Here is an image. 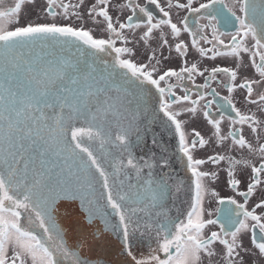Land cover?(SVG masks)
<instances>
[{
  "label": "snow or ice",
  "instance_id": "6c2138e0",
  "mask_svg": "<svg viewBox=\"0 0 264 264\" xmlns=\"http://www.w3.org/2000/svg\"><path fill=\"white\" fill-rule=\"evenodd\" d=\"M26 2L31 3L34 0H15L13 7L7 11L0 10V264H28L29 261L31 264H58L57 253L65 257L71 256L72 264H87L65 247L62 230L54 215L60 201L69 202L70 206V202L75 200H79L82 206H88L90 222L97 218L103 221V228L92 233L94 242L103 245L108 240V233L118 235L127 255L135 264H199L202 253L209 259L217 254L213 248L217 242L224 246L225 264H244V256L241 254L247 255L249 250L243 245L242 234L248 232L252 234V245L264 257V212L257 214V209L264 210V199L256 203L252 210L247 207L248 200L256 194L257 188L264 184L261 179L264 177V142H261L264 121L258 119L254 113L242 114L230 97H224V101L237 117L231 123L233 126L241 125L228 136H224L221 134V121L225 117H212L210 108L214 100L209 101L205 105L209 110L203 111V117L214 129L216 143L223 146L231 137L234 146L258 155L261 162L257 165L249 160L220 154L209 156L207 159L195 158L193 151L197 145L203 148L210 141L199 131L193 130L192 135L195 138L189 142L180 116L187 112L195 117L200 110L199 101L204 100L207 95L215 97L218 93L215 89L210 93H195L199 95V100H193L188 94L190 89L185 88L184 95L177 96L173 85L162 87L161 82L167 83L172 77L180 82L192 79L194 75L204 76L207 69L201 71L197 64L189 66L185 60L179 71L169 69L154 78V73L158 70L155 66L120 58L124 54L129 57L134 55L131 48L115 47V40L111 38H94L92 32L83 27L57 23H29L14 30H4L3 21L6 18L8 24L19 23V15ZM46 2L48 7L45 11L50 17L60 15L61 12L55 10L59 8L65 18H84L76 9L82 8L85 0H78L75 5L66 4L63 0ZM222 2L223 0H210L209 3H201L199 7H195L194 0H187L186 3L177 0L175 5L169 0V7L186 10L189 14L198 16L200 20L211 18L208 24H198L195 30L189 24L188 16H185L179 25L174 23L170 12L160 7L158 0H147V3L160 8L163 16L167 18L156 23H153L155 17L147 6L134 5L133 0H127L124 7L130 8L134 14L138 8L146 18V31L140 38L145 43L152 38L155 29L162 30L163 26H167L171 36L177 38L174 50L180 57H186L189 49V45L179 39L182 32L190 35L191 47L201 57L215 59L217 56L240 57L242 53L250 54L251 64L259 79L245 78L237 84V70L214 67L206 77L205 83L197 87L208 89L211 82H217L218 74H224L230 81L227 86L229 93L234 92L236 88L243 89L247 103L264 110V0L261 2L258 26L256 0H240L242 16H237L231 9V16L223 15L221 10L215 8L216 4ZM110 3L111 0H95L87 9V15L94 23L99 22L97 17L102 18L107 31L117 39L123 38L127 43L123 30L137 29L141 25L133 22V16H129L126 23H114L109 12ZM2 6L3 0H0V8ZM70 8L73 9L72 12L69 11ZM218 16L222 17L225 27L233 24L234 16L239 23V31L220 32L218 25L221 20L217 19ZM13 17L16 19L13 20ZM208 28H211V39L205 34ZM224 35H230L231 43H225L221 38ZM249 37L254 41L255 51L245 43ZM201 41H206L211 47H202ZM162 43L170 47L166 36L162 37ZM49 44L62 45L61 52L45 53L43 49ZM37 45L41 49L40 52L34 51V46ZM81 45L93 50V57L98 53L114 51L117 55L114 57L113 67L118 66L126 70V73H130L140 84L152 85L158 92L159 112L166 118L167 125L178 134V150L187 169L195 178L194 199L186 214V220L177 222L168 218L164 211L169 184L163 175L156 178L153 169L157 166L169 167V160L162 156L158 164L149 161L138 163L131 151H128L129 129H122L115 136V140L108 135L105 126L109 123L108 117L118 113L120 96L109 95L115 88L112 82L102 74L97 75V69L92 64L81 60L85 55ZM25 48L30 50L25 52ZM63 52L68 55H63ZM9 56L11 59L8 65H5L4 60ZM257 56L259 63L256 61ZM151 60H156L155 52L152 53ZM156 62L159 63L158 60ZM6 71L14 86H5L3 73ZM101 71H107V68ZM111 75L109 72V76ZM115 91L119 93L120 89L115 88ZM183 102H190L191 106L179 111L173 110V105ZM78 121H83L82 126L78 125ZM244 125H247L254 135L256 147L243 134ZM97 141L102 150L100 157L104 156L105 145L119 142L115 146L120 149V157L108 153L111 157L108 160L111 171L106 169L102 158L98 157L93 148ZM152 142L157 144L155 138ZM123 152H127L126 159L122 155ZM226 159L229 163L228 183L238 196L244 198V203H238L235 198L228 199L221 231H212L210 235L205 236V228L217 224L215 219H204L205 197H215L221 205L225 204V200L205 182L206 179H218V173L199 169L205 163L219 164ZM237 166L251 169V182L244 191L239 190L241 181L236 178ZM145 168L148 172L143 175ZM133 178L135 183L131 182ZM96 184L102 189L99 196H96ZM177 187L179 189V186ZM93 198H103L104 207L110 208L111 213L94 209ZM233 205L234 208L231 207ZM22 210L29 212V227H25L21 222ZM110 215L118 220L113 223ZM161 217L165 218L164 223L160 222ZM142 219L145 231L155 227V233L161 241L158 250L165 253L166 259L153 255L150 260H145L137 259L133 255L131 240L135 233L140 232ZM33 224L43 230L47 240H42L33 233ZM256 229L259 230L258 233Z\"/></svg>",
  "mask_w": 264,
  "mask_h": 264
},
{
  "label": "flooded vegetation",
  "instance_id": "af4514ba",
  "mask_svg": "<svg viewBox=\"0 0 264 264\" xmlns=\"http://www.w3.org/2000/svg\"><path fill=\"white\" fill-rule=\"evenodd\" d=\"M66 4H77L78 0H63ZM177 0H172V4L175 5ZM181 3H186L187 0H179ZM210 0H194V6L199 7L201 3H209ZM262 0H256L257 6V17L256 25L260 23V9ZM15 0H3V6L0 10L7 11L8 8L13 7ZM95 3V0H85L82 8L76 9L82 14H87V9ZM160 7L164 8L165 11H169L171 19L174 23L178 25L183 20L185 16L189 17V24L195 30L198 24H208L211 18H206L200 20L198 16L194 14H189L186 10L177 9L176 7H169V0H158ZM127 4V0H111L109 5L110 15L113 17L114 23L119 21V23H126L129 16H133V22L139 23L141 27L137 29H124L123 37L127 39V43L124 42L123 38L117 39L113 34L107 32L106 23L102 18L97 17L96 19L101 23L102 28L101 34L96 33L94 29H98V23H94L93 19H89L87 24L77 22L75 16L65 18L62 14V11L59 8L55 10L61 12L60 15L55 18L50 17L46 13V8L48 7L46 0H34L31 3H25L22 6V11L19 15V23L8 24L7 18L3 21L4 30H14L17 27L25 26L29 23L33 24H50L57 23L59 25H71L73 27H83L85 30L91 31L94 38L97 39H113L115 40V45L118 47H128L133 50L134 55L128 56L127 54L122 55L121 59H132L133 62L137 64H150V66H155L158 70L154 73V78H158L159 75H162L165 71L169 69L179 71L184 66V61H187V64H197L198 68L201 71H205L204 76L194 75L192 79H185L178 82L175 77L168 79L167 83L161 82L162 87H167V84L173 85V91H175L177 96L184 95V89H190L189 95L193 100H199V95L195 93H210L212 89L218 93L217 96L213 97L212 95H207L204 100L199 101V108L197 115L193 117L191 114L184 112L180 116V119L184 122V131L187 135V140L191 142L195 137L192 135L193 130L199 131L201 135L209 140L210 143L205 147L201 148L197 145V148L193 151L195 158L207 159L209 156L220 154L227 157H234L235 159L249 160L254 164H259L260 158L258 155H253L248 152L247 149H240L238 146H234L231 137H229L223 144L220 146L216 143L215 137L213 136L214 129L203 117V111L209 109L205 108V105L209 101H213L210 114L214 118H219L221 115L225 117L221 121V134L228 136V134L233 131L235 128H240L241 125L236 124L233 126L231 121L237 119L236 114L230 106L224 101V97H230L233 103L236 105V108L240 110L242 114L254 113L258 119L264 121V110L257 105H251L246 101V92L243 89L236 88L232 93H229L227 86L230 81L229 78L224 74L217 75V82H211L208 89L202 87H197L205 83L206 77L208 76L210 70L214 67H229L238 71V78L236 83L242 82L245 78H254L259 79L258 74L255 73V69L251 64V57L248 53H242L240 57H227V56H217L215 59H209L207 57H201L199 53L191 47V37L188 33L182 32L179 39L183 40L189 45L188 54L186 57H180L178 53L175 52V43L177 38L171 36L170 29L167 26H163L161 29H155L153 31L152 38L145 43L140 39L146 28L144 24L146 23V18L139 12L137 8L136 13L134 14L132 10L128 7H124ZM133 4H139L141 7L147 6L151 11L152 15L155 17L153 23L158 22L161 19H167L163 16V13L160 11V8H157L155 5L147 3V0H133ZM215 8L221 10L223 15L231 16L229 9L234 11L237 16H242L243 13L240 12V0H223L222 3L215 5ZM70 12L73 11L72 8L69 9ZM251 19V17H249ZM13 20L16 18L13 17ZM218 20H221V23L218 25L220 32L222 33H234L239 31V23L236 21V18L233 16V24L225 27L222 22V17L218 16ZM214 22V21H213ZM118 28V25H117ZM119 30V29H118ZM107 32V33H106ZM208 39H211V28H208L205 33ZM166 36L168 39V46H164L162 43V37ZM225 43H231L230 35H224L221 37ZM246 45L249 48L254 49V41L249 37L245 41ZM201 46L208 48L211 45L207 44L206 41H201ZM155 52L156 60L159 61L157 64L156 60H151L150 57L152 53ZM113 58L116 57V53L112 50L108 52ZM211 55V54H209ZM257 63H259V56L256 57ZM194 80V83H193ZM150 87V92L147 95V101H149L147 108L154 110V114L149 117L148 120H130L128 118L119 119L113 123H109L105 126V129L108 135L115 140V136L120 133L122 129H129L128 139H129V149L133 157L138 163L143 164L144 161H149L152 163L159 162L160 158L163 156L169 160L170 166L167 168H160L157 166L153 169L156 178H159L160 175L168 181L169 190L168 195L165 197L164 211L167 213V217L177 222L181 219L186 220V214L190 210L191 203L194 199V177H192L191 171L187 169L186 163L183 162L182 154L178 150V134L174 132L173 128H170L166 123V118L163 117V114L159 112V94L152 85ZM255 98V94L254 97ZM145 100V97H144ZM140 104V103H139ZM145 101L140 106H144ZM190 102H183L180 105H173V110L179 111L181 108L190 107ZM243 134L246 139L253 143V146L256 147V141L254 135L251 133V130L247 125L243 126ZM139 137V139H138ZM153 138L157 140V144H153ZM261 142H264V130L261 131ZM119 142L116 141L115 144L105 145L103 150L104 156L100 157L101 149L99 147V142L97 141L93 144L94 150L97 152L98 157L102 158L104 165L107 170L111 171L112 169L108 165V160L111 159L108 156V153H111L117 158L120 157V149L115 145ZM123 157L126 159L127 152L122 153ZM229 163L228 160L221 161L219 164H213L211 162L205 163L200 166L201 171H208L209 173H218V179L210 180L206 179L208 186L219 193L220 198L225 200V204L221 205L218 203L215 197L207 196L204 200V219H215L217 224L209 225L204 230V235L208 236L212 231H221V224L223 223V213L225 207H228L227 200L235 198L238 203H244V198L237 195L235 191L232 190L231 186L228 183V172ZM130 171V170H129ZM236 178L241 181L239 186L240 191L246 190L248 183L251 182V169L248 167L237 166L236 168ZM148 169H144L143 175H146ZM264 180V177L261 178ZM132 183H135L133 178ZM179 186V189L178 187ZM261 199H264V184L259 186L256 190V194L251 197L247 202V207L249 210H252L255 207V204L258 203ZM231 207H235L234 205ZM219 209V211H217ZM264 212V210L257 209V214ZM211 213V215H209ZM22 220L21 222L25 227L28 225V215L29 212H21ZM34 218V213H33ZM161 223L165 222V218H159ZM242 219V217L240 218ZM38 223V222H37ZM149 223H152L149 221ZM249 223H251L249 221ZM31 230L42 240H47L46 234L43 230L40 229L36 224L31 225ZM226 230V229H225ZM258 233V229H256ZM162 235V234H161ZM251 232L242 234L243 245L246 249L249 250L248 254L244 256V264H264V257H262L258 250L254 248L251 243ZM230 239V237H229ZM159 238L155 233V227L150 228L148 231H145L143 228V219L140 225V232H137L133 235L131 240V250L133 255L137 259L150 260L153 255L159 256L161 259H166V255L163 251L159 249ZM213 248L216 251V255L209 259L203 253L201 254V260L199 264H225L223 258V253L225 251L224 246L217 242L213 245ZM11 252V250H9ZM73 252V251H70ZM173 254L175 249L172 250ZM74 253V252H73ZM127 254V250H126ZM128 262L127 264H135L130 256L127 255ZM58 264H72V257H65L64 255L57 253ZM28 264H31L29 261ZM92 264V263H87Z\"/></svg>",
  "mask_w": 264,
  "mask_h": 264
},
{
  "label": "water",
  "instance_id": "95a60500",
  "mask_svg": "<svg viewBox=\"0 0 264 264\" xmlns=\"http://www.w3.org/2000/svg\"><path fill=\"white\" fill-rule=\"evenodd\" d=\"M258 9H260L258 7ZM259 30V28H258ZM62 45H51L43 49L45 53L53 51L60 53ZM85 55L81 57L83 62L92 64L97 69V75H103L106 79L110 80L115 88H119L117 93L115 88L110 91L109 95L115 97L120 96V102L118 104V113L116 115H110L108 117L109 122L113 120H119L122 118H128L130 120L137 121L148 120L150 116L154 114V110L147 108L149 101H147V95L150 92L148 84H140L130 74L126 73V70L120 69L118 66L113 67L115 62L108 56L107 53H98L96 57L91 55L93 50L88 49L87 46L81 45ZM29 48H25L24 51H29ZM75 49H73L74 51ZM35 52H40V47L34 46ZM63 55H68L67 52H63ZM11 57H7L4 60L5 65H8ZM83 66V65H81ZM107 68V71H101ZM109 72L112 73L109 76ZM3 82L7 87L9 84L14 86V82L8 78V71L3 73ZM145 97V100H144ZM145 101L144 106H140ZM140 103V104H139ZM78 125L82 126L83 121H78ZM96 196H99L100 188L99 184L95 185ZM22 199V196L20 197ZM104 199L99 200L93 198L92 205L94 209H98L100 212L111 213L110 208L104 207ZM87 205L82 206L79 200L70 202L60 201L57 205V211L54 213L56 223L62 230L63 242L69 251H73L81 260L92 264H127L126 249L122 245L118 235L108 233V240L103 245H97L92 239V233L97 229L103 228V221L99 218L90 222L88 219ZM110 219L113 223L117 221L116 217L110 215Z\"/></svg>",
  "mask_w": 264,
  "mask_h": 264
},
{
  "label": "rangeland",
  "instance_id": "374dc122",
  "mask_svg": "<svg viewBox=\"0 0 264 264\" xmlns=\"http://www.w3.org/2000/svg\"><path fill=\"white\" fill-rule=\"evenodd\" d=\"M83 15H84L83 20L77 19L76 17H75V20H76L77 22H81V23H83V24H87V23H88V20L91 19V17H89L87 14H83ZM97 26H98V29H94V30L97 31L96 33L101 34V33H102L101 30H100V29L102 28L101 23L99 22V24H98ZM102 30H103V28H102ZM107 32H108V31H107ZM107 32H106V33H107ZM115 47H118V46L115 45Z\"/></svg>",
  "mask_w": 264,
  "mask_h": 264
}]
</instances>
